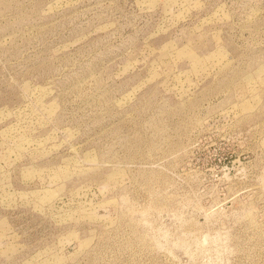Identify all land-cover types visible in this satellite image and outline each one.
Here are the masks:
<instances>
[{"label": "rangeland", "instance_id": "374dc122", "mask_svg": "<svg viewBox=\"0 0 264 264\" xmlns=\"http://www.w3.org/2000/svg\"><path fill=\"white\" fill-rule=\"evenodd\" d=\"M0 264H264V0H0Z\"/></svg>", "mask_w": 264, "mask_h": 264}]
</instances>
